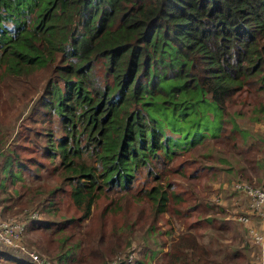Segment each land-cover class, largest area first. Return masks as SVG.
Listing matches in <instances>:
<instances>
[{
	"label": "trees",
	"instance_id": "trees-1",
	"mask_svg": "<svg viewBox=\"0 0 264 264\" xmlns=\"http://www.w3.org/2000/svg\"><path fill=\"white\" fill-rule=\"evenodd\" d=\"M0 68L42 77L43 90L29 108V118L39 122L33 143L68 183L65 193L82 218L100 187L119 188V199L138 204L139 194L130 188L141 168L151 175L153 183L144 189L148 221L138 234L149 250L134 261L148 264L145 258L156 247L150 244L157 234L153 226L168 198L159 165L207 133L218 137L221 114L238 93L264 87V0H0ZM12 80L19 81L11 78L7 88ZM256 108L260 105L251 109L252 119ZM235 114L239 111L228 115ZM234 130L239 127L233 121L229 131ZM243 132L246 139L250 131ZM2 146L0 191L10 193L5 179H19L24 163L14 149ZM257 154L255 167L264 171V147ZM238 161V170L246 169L249 158ZM259 183L264 186V177ZM60 192L56 183L36 201L42 212L24 222L28 230L62 231L66 217L55 213L48 198ZM7 196L2 193L0 201ZM215 196L206 201L209 208L233 222L225 208L228 196L222 190ZM6 206L0 202V211ZM208 215L209 210L206 223L214 225L215 215ZM124 227L127 242L136 230L130 223ZM68 236H58L54 253L46 244L35 245L63 264L102 262L74 255L77 242L63 246ZM209 242L189 225L169 235L155 264H220L212 254L224 248L223 254L249 264L239 241L218 250ZM0 264L35 263L0 242Z\"/></svg>",
	"mask_w": 264,
	"mask_h": 264
},
{
	"label": "rangeland",
	"instance_id": "rangeland-1",
	"mask_svg": "<svg viewBox=\"0 0 264 264\" xmlns=\"http://www.w3.org/2000/svg\"><path fill=\"white\" fill-rule=\"evenodd\" d=\"M14 77L19 81L12 80L9 84L11 87L7 88L8 81ZM41 78L39 79V75L32 77L23 74L13 75V72H7L0 68V146L5 147L6 145L14 149L24 163L19 179H16L14 183L5 179L10 193L5 190L0 191V197L2 193L8 195L0 201L2 204L3 202L7 204L5 209L0 211V216L20 218L23 223L27 222L31 216H37V211L38 213L39 210L42 212V209L36 206V201H39V198H42L54 184L59 183L62 192L54 195L49 194L48 198L49 201L55 203L57 210L55 213L66 217L61 224L62 231L58 232L54 229L53 233L49 231L50 228L28 230L24 225L22 243L25 247L46 257L50 264H63V262L52 259V256L47 254L48 252L38 249L35 242L46 244L50 252L54 253L58 249L56 246L60 234H69L68 238L64 240L63 246L77 242V246L73 248L74 255L88 254L94 263H100L102 258L100 264H106L113 257L127 253L131 249L135 250V255L138 257H141L143 251L148 253V247L143 246L144 242L138 234L143 233L148 221L150 199L144 194V189L153 183L151 175L141 168L137 174L138 178L134 180L133 186L130 188V192L139 194L138 204H135L131 198L127 202H123V197L119 199V195H121L119 188L100 187L95 190L89 214L82 218L79 208L75 207L65 193L68 183L61 179L58 170L50 168L51 163L48 158L41 154L39 148L33 143L39 122L29 118V108L36 95L43 90ZM32 86L35 87L33 91ZM13 88L18 92L11 96L10 89ZM238 95L236 100L231 102L226 111L221 114L222 130L218 137H211L207 133L199 141L187 148H181L173 153L169 160L167 159L159 165V181L165 187L168 198L164 210L158 214L153 226V230L157 231V234L154 237L155 242L150 244L156 245V247L151 248V254L145 258L148 264H155L160 255V252L157 251L165 249L164 244L170 234H176L189 225L190 230L196 233L202 241H206L209 236V245L217 250L223 248L225 244L231 245L239 241L242 243L239 249L246 252L249 261L251 253L259 251L257 246L249 245L245 240L243 225L234 221L229 222L226 219L221 220L224 216L216 214V207L210 209L206 202L222 190V194L228 196V206H225L229 211L227 215L233 209H243L239 204L234 203L232 196L235 195V192L229 190V180L237 177L251 184H260L258 182L264 177L263 169L255 167V159L259 157L257 153L261 146L264 147V87H248V90H243ZM258 105H260V108H256L258 116L252 119L249 116L253 112L251 109ZM232 110H238L239 114L230 117L228 114ZM233 121L239 130L230 132L229 129L232 127ZM244 130L250 131L246 139L242 137V133H246L243 132ZM224 131L228 133L225 136H223ZM260 137L263 139L262 141H259ZM250 138L251 141H249ZM246 158H249L248 162L245 161ZM238 160L245 161L243 164L246 165V169L238 170L237 165H241ZM94 162L93 160L92 163ZM229 164L233 169L231 166L229 169L228 167L223 169ZM12 166L14 165L12 164ZM217 186L224 187V189L217 188ZM12 187H15L16 191L11 190ZM173 193H177V195L174 197ZM137 207H141L140 213H136ZM208 210L210 215L207 217L215 215V218L211 220L214 225L206 223L205 215ZM124 222L130 223L136 230L127 242H124L127 233ZM205 224H208L207 227ZM53 226L56 225L51 224V228ZM168 227L170 231H167ZM152 233L153 231L149 232V234ZM157 240L159 242H156ZM225 251V248L217 252L214 251L213 259L220 264L245 263L246 258L241 260L236 256L228 257L227 254H223Z\"/></svg>",
	"mask_w": 264,
	"mask_h": 264
},
{
	"label": "built area",
	"instance_id": "built-area-1",
	"mask_svg": "<svg viewBox=\"0 0 264 264\" xmlns=\"http://www.w3.org/2000/svg\"><path fill=\"white\" fill-rule=\"evenodd\" d=\"M229 190H234L235 204L241 205L244 199V210L233 209L229 216L239 225L244 226L245 240L259 248L258 252L251 253L249 264H264V186L251 184L241 179H233ZM217 199V196H214ZM24 223L22 219L0 216V242L16 248L26 254L35 264H50L43 255L38 254L22 243ZM135 250L118 255L106 264H134Z\"/></svg>",
	"mask_w": 264,
	"mask_h": 264
},
{
	"label": "crops",
	"instance_id": "crops-1",
	"mask_svg": "<svg viewBox=\"0 0 264 264\" xmlns=\"http://www.w3.org/2000/svg\"><path fill=\"white\" fill-rule=\"evenodd\" d=\"M260 182H262V179H260ZM259 183V182H258ZM256 185V184H255ZM258 185V184H257ZM236 193V192H235ZM242 206V207H241ZM244 206H245V201L244 199L241 200V205H240V208H243L244 209ZM239 208V207H238ZM243 209H239V210H243Z\"/></svg>",
	"mask_w": 264,
	"mask_h": 264
}]
</instances>
